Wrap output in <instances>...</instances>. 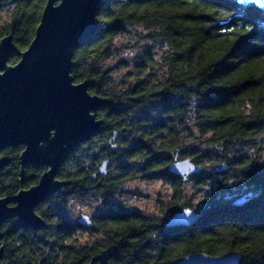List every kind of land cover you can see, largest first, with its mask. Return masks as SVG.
Here are the masks:
<instances>
[{
  "label": "trees",
  "instance_id": "trees-1",
  "mask_svg": "<svg viewBox=\"0 0 264 264\" xmlns=\"http://www.w3.org/2000/svg\"><path fill=\"white\" fill-rule=\"evenodd\" d=\"M45 3L0 0V12L10 8L0 39L11 34L17 50L25 51ZM96 19L101 27L75 49L71 76L75 83L88 81L89 92L106 102L96 113L102 132L71 152L57 174L67 186L36 207L44 229L18 228L16 217L1 225L3 263L89 264L103 255L94 264H176L194 254L239 253L240 264H264V164L227 157L234 141L264 133V6L243 0H104ZM130 27L144 30L161 54L144 51L131 81L117 84L103 64ZM19 59L14 53L8 64ZM114 132L119 135L112 143ZM22 151L19 145L0 151L7 160L0 197L30 188L44 172L27 165L22 182ZM107 159L119 172L92 178ZM185 159L202 167L186 179L208 189L200 208L183 199L186 180L169 172L173 162ZM219 162L224 170H206V163ZM227 174L243 186L228 189ZM137 178L166 181L172 187L168 217L192 209L198 221L167 228L168 217L120 209L94 215L92 226L83 228L63 217L72 200L104 199ZM227 194L233 197L227 200ZM249 194L245 204L231 205ZM84 231L97 237L81 242Z\"/></svg>",
  "mask_w": 264,
  "mask_h": 264
},
{
  "label": "water",
  "instance_id": "water-1",
  "mask_svg": "<svg viewBox=\"0 0 264 264\" xmlns=\"http://www.w3.org/2000/svg\"><path fill=\"white\" fill-rule=\"evenodd\" d=\"M103 1L46 0L34 38L25 51L17 50L11 34L0 39V151L23 147L19 157L22 182L27 165L44 168L37 184L19 190L12 198L0 197V240L1 225L13 217L18 228L37 232L46 227L36 207L67 186V182L57 179V174L71 152L102 132L103 122L96 113L106 102L89 92L88 81L75 83L71 68L75 49L101 27L96 11ZM14 53L20 59L9 65L8 59ZM118 135L114 132L110 142H115ZM6 162L5 157H0V171ZM109 166L110 160H104L91 177L107 176ZM201 170L189 159L169 166L171 174L184 180ZM220 170L224 167L216 171ZM250 197L251 194L237 198L231 205L241 206ZM199 217L195 210L184 209L170 216L165 225L191 226ZM77 222L89 228L93 219L81 214ZM3 255L4 247L0 246V264H5ZM102 258L100 255L89 264ZM240 260L239 253H200L186 256L176 264H240Z\"/></svg>",
  "mask_w": 264,
  "mask_h": 264
},
{
  "label": "rangeland",
  "instance_id": "rangeland-1",
  "mask_svg": "<svg viewBox=\"0 0 264 264\" xmlns=\"http://www.w3.org/2000/svg\"><path fill=\"white\" fill-rule=\"evenodd\" d=\"M243 1L255 2L264 6V0ZM9 11L10 8L5 7L0 12V27L7 23ZM115 48L116 50L113 51L112 57L104 62L103 67L109 69L110 80L117 84H127L131 81L133 74H135V65L144 51L151 52L155 50V52L153 51L154 54L158 56L161 54V50L148 40L147 33L140 27H130L126 34L116 40ZM246 142L234 141L228 152L229 154L227 153V157L233 159L236 156V158H241V160L256 158L260 160V165H263L264 133L257 136L256 139L247 140ZM204 150L206 149L204 148ZM222 164L220 162L214 164L206 163L205 166L206 170L209 171L216 168L221 169ZM118 166L117 164L109 167L113 175L119 172L118 169L120 168ZM219 177L221 178V176ZM227 177L232 182L227 186L228 189L241 188L243 186L241 181L233 179L234 177H231V175L227 174ZM185 182L183 199H187L192 205L200 208L208 189H203L189 179ZM212 182L214 183L213 187L216 186V180L213 179ZM117 188L114 194L107 195L104 199L89 196L82 200H72L63 211V217L69 222H77L81 214L93 217L101 212L120 209L141 212L149 216L168 217L167 207L171 202L172 187L166 181L162 179L146 180L137 178ZM232 197L230 194L225 195L227 200ZM96 237L95 234L84 231L82 235L78 236V239L81 242H91Z\"/></svg>",
  "mask_w": 264,
  "mask_h": 264
}]
</instances>
